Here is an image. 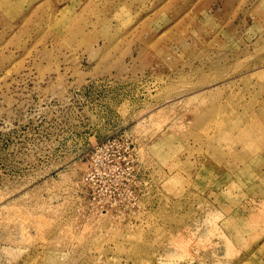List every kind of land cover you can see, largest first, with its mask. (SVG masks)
Listing matches in <instances>:
<instances>
[{"label":"rangeland","instance_id":"374dc122","mask_svg":"<svg viewBox=\"0 0 264 264\" xmlns=\"http://www.w3.org/2000/svg\"><path fill=\"white\" fill-rule=\"evenodd\" d=\"M0 264H264V0H0Z\"/></svg>","mask_w":264,"mask_h":264}]
</instances>
